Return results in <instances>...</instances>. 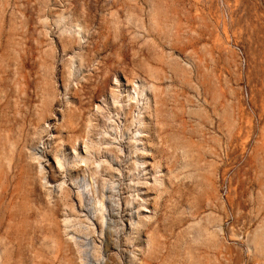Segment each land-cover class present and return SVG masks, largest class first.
Listing matches in <instances>:
<instances>
[{
	"label": "rangeland",
	"instance_id": "1",
	"mask_svg": "<svg viewBox=\"0 0 264 264\" xmlns=\"http://www.w3.org/2000/svg\"><path fill=\"white\" fill-rule=\"evenodd\" d=\"M0 264H264V0H0Z\"/></svg>",
	"mask_w": 264,
	"mask_h": 264
}]
</instances>
